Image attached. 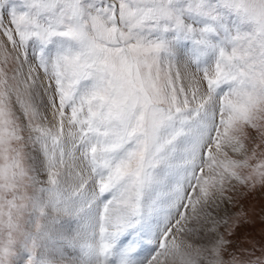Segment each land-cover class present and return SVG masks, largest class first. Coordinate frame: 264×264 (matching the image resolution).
I'll list each match as a JSON object with an SVG mask.
<instances>
[{"label": "snow or ice", "instance_id": "6c2138e0", "mask_svg": "<svg viewBox=\"0 0 264 264\" xmlns=\"http://www.w3.org/2000/svg\"><path fill=\"white\" fill-rule=\"evenodd\" d=\"M0 264H264V0H0Z\"/></svg>", "mask_w": 264, "mask_h": 264}, {"label": "rangeland", "instance_id": "374dc122", "mask_svg": "<svg viewBox=\"0 0 264 264\" xmlns=\"http://www.w3.org/2000/svg\"><path fill=\"white\" fill-rule=\"evenodd\" d=\"M248 199L246 203L250 205H254L257 210H259V207L261 205V195L259 193H252V194H246ZM252 235L256 238V240L260 239V224L257 220V223L254 226V230L252 232Z\"/></svg>", "mask_w": 264, "mask_h": 264}]
</instances>
